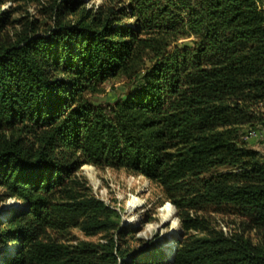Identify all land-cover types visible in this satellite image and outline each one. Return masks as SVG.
<instances>
[{
    "label": "trees",
    "instance_id": "16d2710c",
    "mask_svg": "<svg viewBox=\"0 0 264 264\" xmlns=\"http://www.w3.org/2000/svg\"><path fill=\"white\" fill-rule=\"evenodd\" d=\"M10 6L0 12V203L19 206L0 214V264H162L153 243L140 256L123 250L133 228L81 188L82 166L163 189L180 227L171 264H264V248L195 213L231 206L264 226V155L240 139L244 127L264 130V0H46L50 26L37 33L26 20L11 36ZM118 76L127 94L88 100ZM73 227L104 242L50 237Z\"/></svg>",
    "mask_w": 264,
    "mask_h": 264
},
{
    "label": "rangeland",
    "instance_id": "374dc122",
    "mask_svg": "<svg viewBox=\"0 0 264 264\" xmlns=\"http://www.w3.org/2000/svg\"><path fill=\"white\" fill-rule=\"evenodd\" d=\"M85 8H97L101 3L109 0H81ZM46 0H23L10 6L8 0H2L0 12L7 7L12 9V17L19 20V25L8 28L10 36L15 31H23L27 24L24 21L34 22L36 32L40 33L50 26L49 21L44 23V15L39 10ZM24 23V24H23ZM44 23V24H43ZM189 47L187 41L182 47ZM129 91L126 80L122 76L109 79L97 86V93L88 94L87 98L94 105H112ZM240 139L248 148L264 155V130L256 127L242 129ZM92 170L82 166L75 171V177L81 183V188H89V193L114 209L121 217L122 224L133 228L127 245L123 247L126 253L140 256L153 243L161 251L162 264H171L174 249L180 237L178 211L165 195L163 189L148 181L141 175L132 174L123 169L95 168ZM0 194L1 191H0ZM169 204L173 217L169 222L162 221L160 214L163 205ZM19 206L16 200L6 198L0 203L2 218L8 216ZM198 217L203 218L211 229L223 232L225 235H241L252 245L264 248V226L255 225L250 217L242 215L236 208L224 205L202 206L195 210ZM51 239L58 243L76 246L81 243H103L105 234L99 233L85 236L77 227L61 232L51 233ZM8 245V244H7ZM12 246V243L9 244ZM7 246V248L9 247Z\"/></svg>",
    "mask_w": 264,
    "mask_h": 264
},
{
    "label": "bare ground",
    "instance_id": "6f19581e",
    "mask_svg": "<svg viewBox=\"0 0 264 264\" xmlns=\"http://www.w3.org/2000/svg\"><path fill=\"white\" fill-rule=\"evenodd\" d=\"M86 167L92 170L91 166H86ZM161 212H163V213L160 214V217H161L162 221H164V222H169L170 218L173 217L172 208L167 203L165 205H163Z\"/></svg>",
    "mask_w": 264,
    "mask_h": 264
}]
</instances>
